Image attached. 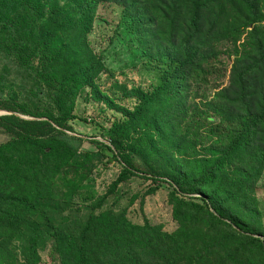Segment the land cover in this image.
I'll list each match as a JSON object with an SVG mask.
<instances>
[{"label":"trees","instance_id":"obj_1","mask_svg":"<svg viewBox=\"0 0 264 264\" xmlns=\"http://www.w3.org/2000/svg\"><path fill=\"white\" fill-rule=\"evenodd\" d=\"M108 6L153 75L131 109L89 40ZM84 94L121 115L97 151L67 134ZM0 110V264H264V0H0Z\"/></svg>","mask_w":264,"mask_h":264},{"label":"rangeland","instance_id":"obj_2","mask_svg":"<svg viewBox=\"0 0 264 264\" xmlns=\"http://www.w3.org/2000/svg\"><path fill=\"white\" fill-rule=\"evenodd\" d=\"M120 21V14L112 11L111 6L99 10L89 40L94 51L102 55L107 67V72L100 80L102 91L111 95L118 104L131 109L136 104L135 100L124 99L120 91L116 92L117 86H125L128 89L132 87L147 89L152 85L153 75L147 74L146 65L132 52L134 44L130 37H125L126 32L120 28ZM13 74L12 78L19 80L16 72ZM2 112L4 111L0 110V114ZM75 117L71 123L73 132L67 134L82 140L83 151H97L99 146L95 142L105 141V131L121 115L117 111L106 109L102 104L93 102L84 94L77 102ZM7 140L8 138L0 133V144ZM120 170L118 164H111L107 167L100 166L95 170L93 179L97 197H102L107 193L110 185L117 179ZM145 188L146 185L137 180H131L127 186H120L124 193L126 191L137 193ZM260 193V196L264 198V189ZM166 200L164 193L149 198L145 213L152 222L164 223L165 228L171 231L174 228V223ZM109 201V205L112 204V201ZM261 205L264 208L262 200ZM44 260L48 259L45 257Z\"/></svg>","mask_w":264,"mask_h":264},{"label":"water","instance_id":"obj_3","mask_svg":"<svg viewBox=\"0 0 264 264\" xmlns=\"http://www.w3.org/2000/svg\"><path fill=\"white\" fill-rule=\"evenodd\" d=\"M9 113H7V112H2L1 114H0V116H3V115H8Z\"/></svg>","mask_w":264,"mask_h":264}]
</instances>
